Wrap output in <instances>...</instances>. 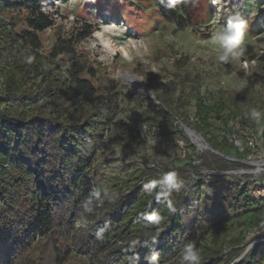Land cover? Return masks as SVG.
Instances as JSON below:
<instances>
[{
	"label": "trees",
	"instance_id": "obj_1",
	"mask_svg": "<svg viewBox=\"0 0 264 264\" xmlns=\"http://www.w3.org/2000/svg\"><path fill=\"white\" fill-rule=\"evenodd\" d=\"M152 1L168 22L180 28L191 23L196 0H182L178 9ZM53 15L37 0H0V264H129V241L155 232L157 226L143 216L152 210L169 220L155 244L135 249L138 264H147L152 248L160 252V264L171 263L191 239L203 264H217L226 244L239 246L247 228L264 226V196L253 194L264 185L200 175L202 168L226 169V157L245 158L256 148V134L264 142V131L240 113L234 97L218 93L212 103L194 99L189 121L188 98L168 96L131 127L121 117L118 84L101 83L99 69L77 49L92 33L89 25L57 35L50 50L41 52L39 35L54 28ZM27 55L36 57L31 65L24 62ZM12 107H29L28 116H12ZM215 124L223 128L220 136L212 131ZM182 125L214 152H200ZM121 139L131 149L154 143L175 150L190 164L196 180L177 201L176 214L169 216L163 200L143 189L157 177L154 169L131 163L125 176L100 174L96 155L106 140ZM237 140L244 152L235 147ZM160 170L169 171L168 165ZM105 188L120 198L87 212L84 203L93 190ZM78 220L86 225L77 227ZM237 264H264V244Z\"/></svg>",
	"mask_w": 264,
	"mask_h": 264
},
{
	"label": "rangeland",
	"instance_id": "obj_2",
	"mask_svg": "<svg viewBox=\"0 0 264 264\" xmlns=\"http://www.w3.org/2000/svg\"><path fill=\"white\" fill-rule=\"evenodd\" d=\"M37 1L41 10L54 14L55 19L54 28L39 35L43 54L50 50L57 35L66 36L71 32L81 31L85 24L91 27L90 37L82 41L77 49L99 69L97 71L101 83L114 80L118 84L121 93L119 98L121 117L131 127H137L139 120L154 107L160 106L166 97L175 98L180 94L189 100L186 111L189 121L194 114V99L199 97L205 99L207 103H212L218 97V93L232 95L243 115L252 107L264 110V48L259 47L260 44H264V0H237L239 5L237 8L241 15L250 19L246 36L249 59L258 61L255 65L250 64L248 68L235 64L218 65L215 61L207 40L216 27L212 21L220 17L218 23L222 24L227 14L216 12L212 6L213 0H196L191 10V23L189 22L185 28L161 18L152 0ZM253 12L255 15L250 16ZM178 14L181 12L178 11ZM100 23L122 24L126 31L116 39L136 38L143 40L147 47L137 45L131 48L130 54L133 58L131 61L119 53L112 57L94 36ZM21 27L22 25H19L17 31ZM93 42L96 44L95 48L92 47ZM117 68H123L125 71L121 72L119 78H114L113 74ZM231 72H235L238 78L247 80V86L240 89L237 78H226ZM123 73L145 75L146 79L142 83L148 97L131 88L125 82ZM1 90L0 79V93ZM29 107L24 109L12 107L8 112L14 117H24L28 116ZM2 110L3 108H0V111ZM220 130L223 128L219 124L213 126L212 131L215 135H218ZM228 137L233 138L231 134H228ZM192 141L200 152L208 150L203 142L195 141L194 138ZM254 144L256 148L245 158L226 157L229 163L226 169L215 171L202 168L201 177L204 179L224 177L243 183L264 185V142L260 138V133L256 134ZM247 145L251 147L250 142ZM117 146L121 151L119 157L114 155ZM95 161L101 175L113 177L125 176L126 165L131 163L137 167L154 169L157 177L162 173L160 166L168 165L169 170H176L186 180L185 189L173 195L175 204L186 195L196 180L190 170V164L185 161L182 154L178 156L175 150L163 151L154 143L131 149L125 145V139L119 142L106 140L104 149L96 155ZM258 190L262 193L264 189L257 188L255 191ZM75 225L81 227L86 224L78 220ZM259 244H264V226L247 228L243 242L239 246L226 244L223 247L217 264H232L237 260L239 263ZM166 264H177V259Z\"/></svg>",
	"mask_w": 264,
	"mask_h": 264
},
{
	"label": "clouds",
	"instance_id": "obj_3",
	"mask_svg": "<svg viewBox=\"0 0 264 264\" xmlns=\"http://www.w3.org/2000/svg\"><path fill=\"white\" fill-rule=\"evenodd\" d=\"M160 4L167 9H178V5L182 0H159ZM255 12L250 13V16H254ZM59 20V17L56 18ZM220 17H217L212 21L216 25L214 31L207 40V44L211 47V53L214 54L215 61L218 65H238L243 68H248L251 65L258 63L257 60H250L248 55V48L246 42V36L250 26V19L241 15L238 8H233L229 11L224 22L218 23ZM126 31V28L121 24L115 23L103 25L100 23L99 29L95 31L94 36L100 41L103 49L108 54L115 57L118 53L121 54L126 60L131 61L133 58L130 54V49L137 45H143L147 47L143 40L136 38H125L123 40L116 39L122 36ZM92 47L95 48L96 44L93 42ZM259 47L264 48V44H260ZM201 54V53H198ZM103 59V57H101ZM35 55H27L24 58V62L31 65L35 61ZM123 68H117L114 78H119ZM155 74V69H153ZM228 79L237 78L238 87L243 89L247 86L248 81L237 77L235 72L229 73L226 77ZM145 75L139 73L132 74V82H144ZM139 92L142 94L143 89ZM247 119L251 120L262 131H264V110L252 107L245 113ZM235 147L240 151H245V146L242 141H235ZM114 155L119 157L121 155L120 147L117 146L114 151ZM186 187V180L181 177L180 173L176 170H169L161 173L158 177L150 179L143 185L145 193L151 196L155 201L159 202L163 200L169 216L176 214L177 207L173 199L174 193H179ZM120 198L118 192L111 191L107 188L94 189L91 196L85 201V210L91 213L97 206H102L104 201L115 203ZM151 203H149V208ZM147 224L157 226L154 234L150 235L146 239L142 240L139 237L133 238L129 241V247L127 250L133 251V255L128 257L129 264H138L139 255L135 252L137 247L147 246L149 242L155 244L166 228L162 225L169 220L158 210H152L143 214ZM160 252L155 248L150 249L149 254L145 257L147 264H160ZM177 264H203V255L201 249L197 246V241L191 239L186 241L178 256Z\"/></svg>",
	"mask_w": 264,
	"mask_h": 264
},
{
	"label": "bare ground",
	"instance_id": "obj_4",
	"mask_svg": "<svg viewBox=\"0 0 264 264\" xmlns=\"http://www.w3.org/2000/svg\"><path fill=\"white\" fill-rule=\"evenodd\" d=\"M213 7L216 12H225L226 14L229 13L230 10L233 8H237L239 5L237 3V0H213ZM122 76L124 77L125 82L134 90L138 91L140 89H143L142 95L145 97H148V92L143 85L142 82H132V75H129L127 73H123ZM140 93V92H139Z\"/></svg>",
	"mask_w": 264,
	"mask_h": 264
},
{
	"label": "water",
	"instance_id": "obj_5",
	"mask_svg": "<svg viewBox=\"0 0 264 264\" xmlns=\"http://www.w3.org/2000/svg\"><path fill=\"white\" fill-rule=\"evenodd\" d=\"M151 98V97H150ZM182 128L186 131V133L188 134L189 137L194 138L195 141H199V142H203L205 145V148L208 149L211 152H214L213 150H211L208 145L204 142V140L197 135L194 131H191L189 128H187L186 126L182 125ZM217 154V153H216ZM239 260L233 262L232 264H236Z\"/></svg>",
	"mask_w": 264,
	"mask_h": 264
},
{
	"label": "built area",
	"instance_id": "obj_6",
	"mask_svg": "<svg viewBox=\"0 0 264 264\" xmlns=\"http://www.w3.org/2000/svg\"><path fill=\"white\" fill-rule=\"evenodd\" d=\"M250 145H251V143H250ZM253 194H258V195L263 196V195H264V190H262V193H261L260 190H258V191H254ZM257 197H258V196H257Z\"/></svg>",
	"mask_w": 264,
	"mask_h": 264
}]
</instances>
